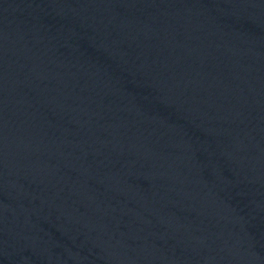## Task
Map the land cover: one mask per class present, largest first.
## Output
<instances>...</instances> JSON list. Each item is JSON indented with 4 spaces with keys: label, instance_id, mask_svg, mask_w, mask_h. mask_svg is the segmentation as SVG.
Returning <instances> with one entry per match:
<instances>
[{
    "label": "water",
    "instance_id": "obj_1",
    "mask_svg": "<svg viewBox=\"0 0 264 264\" xmlns=\"http://www.w3.org/2000/svg\"><path fill=\"white\" fill-rule=\"evenodd\" d=\"M0 264H264V0H0Z\"/></svg>",
    "mask_w": 264,
    "mask_h": 264
}]
</instances>
